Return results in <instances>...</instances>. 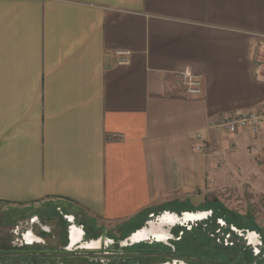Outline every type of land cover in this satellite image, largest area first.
<instances>
[{
  "label": "crops",
  "instance_id": "obj_1",
  "mask_svg": "<svg viewBox=\"0 0 264 264\" xmlns=\"http://www.w3.org/2000/svg\"><path fill=\"white\" fill-rule=\"evenodd\" d=\"M262 41L264 0H0L1 219L136 229L176 214L208 172L255 183L264 127L211 124L264 112ZM184 70L201 96L183 92Z\"/></svg>",
  "mask_w": 264,
  "mask_h": 264
},
{
  "label": "rangeland",
  "instance_id": "obj_2",
  "mask_svg": "<svg viewBox=\"0 0 264 264\" xmlns=\"http://www.w3.org/2000/svg\"><path fill=\"white\" fill-rule=\"evenodd\" d=\"M196 143L194 147L195 151L202 154V151H198L196 149ZM223 164L225 165L226 161H224ZM235 171L236 173L233 174L232 171L221 170L220 175L214 174L212 176L208 172L205 187L197 191H193L187 202L172 203L168 206L171 209H175V213L181 218L186 211L197 213L206 212L205 210H207V215L203 219L179 220L173 227H171L172 225H165L166 229L171 227L170 239L161 241L157 240L153 236H150L148 239L139 242V244L136 242V244L132 246L130 239L133 233L138 232L143 228L150 227V222L158 223L159 218L165 213V208L160 207L153 211L152 214L146 215L136 229L132 227L129 229H125L123 227L106 228L109 236L107 240V245H109L108 248L112 250L125 249L124 252H129L131 250V252H135L133 250L137 248H172L176 251V253H180V251L185 252V256L192 258L189 260L192 261V263L195 262L197 264H264V230L260 225L261 220L264 219V178H262L264 177V173L259 175L256 173L257 176H255V179H257L254 183L251 180H245L247 178L244 176V171ZM256 172L260 173V171ZM249 174L250 172L248 175ZM258 180L260 183L257 182ZM214 199L219 200L226 207L233 210L232 212L234 214L237 213L236 216L233 217L229 215L231 218L229 219L230 221H227V218L225 217L212 220V217L210 216L212 209L208 208L212 205L209 204L210 201ZM13 214L16 215V219L22 218L19 225L23 226V229L28 230L29 228V230H31V228H33V231L37 236H39L38 232L43 229L41 226L45 227V233H50V230L52 231L51 234L55 233L59 230L57 223L60 219H63L64 227L68 226L70 228H72L74 224L78 226L79 222H81L78 221V219L73 221V219L61 218L63 214L56 211L43 216L40 215L39 222L37 220V224L35 223V225H33L34 222H32V220L35 217L28 219L25 212H13L9 215V217H12ZM1 218L2 217L0 215V220H2ZM14 224L16 225V222H6L5 219L0 221V243L6 245L9 242V238L11 237L10 229ZM234 225L238 228V230L233 229ZM102 229L103 228L96 230L92 229V232L99 236ZM253 229L255 230L256 235H254L252 239L249 232L253 231ZM94 234H91L92 238L97 236ZM87 239L89 238L87 237L86 240ZM50 241H52L55 245L60 244V241H62V243L65 242V240L57 241L55 239H51ZM85 242L86 241L80 242L74 246L73 249L77 248V246H84L86 247L84 250H87L88 246H86L87 244ZM99 245L100 242L98 245H95V247ZM32 246L43 247L42 244L37 243ZM158 252L160 253L161 251ZM82 254L87 253L85 251ZM91 254L98 255L97 253ZM163 254L157 257L158 255L154 256L151 253L146 255L145 253V255H142V259L139 258V260H137L138 258H133L132 261L118 260L119 263L116 262L117 260H102L106 263L111 260L110 264H152L161 261L163 258L162 256H170V254L167 255V253ZM101 257L107 256L101 255ZM127 260H129V258ZM170 263L183 264L184 262L174 260L170 261ZM80 264L82 263L80 262Z\"/></svg>",
  "mask_w": 264,
  "mask_h": 264
},
{
  "label": "flooded vegetation",
  "instance_id": "obj_3",
  "mask_svg": "<svg viewBox=\"0 0 264 264\" xmlns=\"http://www.w3.org/2000/svg\"><path fill=\"white\" fill-rule=\"evenodd\" d=\"M205 211L206 212L197 213L187 212L182 216V218L177 214L166 212L159 218L158 223L150 222V227L143 228L138 232L133 233L130 239L131 245L134 246L136 242L139 244V242L148 239L150 236L155 237L157 240L166 241L171 238L170 229L171 227L175 226L176 222L179 220H197L199 218L203 219L206 217L208 212L207 210ZM210 214L212 217L213 211H211ZM36 216L38 217H33L34 219L32 220L34 223H37V220L39 219V215ZM30 218L31 217H28V219ZM61 218L64 217L62 216ZM21 219L22 218H18L11 221L12 223L16 222V225H12V228L10 229L11 237L9 238V242L6 245L0 243V264H80V262L82 264H110L111 260H117V263H119L118 260L132 261L133 258H138L137 260H139V258L142 259L141 257L142 255H145V253L146 255L149 253L154 256L158 255L157 257L161 256L163 253H167V255L170 254V256H172H162L163 258L161 261L152 264H171L170 261L174 260L183 261V264H197L195 262L192 263V261L189 260L192 258L186 257L184 254L185 252L180 251V253H176V251L172 248H137L133 250L135 252H131L132 250L129 252H124L125 249L112 250L108 248L109 245H107L109 236L108 231L105 228L102 229L100 235L98 236L96 233L94 234L90 228L81 229L76 225H74L72 228L68 226L64 227L63 219H60V221L58 220L57 224L59 226V230H57L55 233L51 234V230L50 233H45V229H42V231L38 232L39 236H37L33 231V228H31V230H29V228L28 230H25L23 229V226L19 225ZM165 225L172 226L169 229H166ZM233 229L238 230L235 225ZM91 234L97 236L92 238ZM249 235H251L253 239L254 235H256L255 230L250 231ZM87 237L89 239L86 240ZM51 239H55L57 241L65 240V242L63 241L64 243H62V241H60V244L55 245L52 241H50ZM84 241H86V246H88L87 250H84L86 249L84 246H77V248L73 249L74 246ZM99 242L100 245L95 247V245H98ZM35 243L42 244L43 247L32 246ZM171 246L173 247L172 244ZM85 251L87 254H82ZM158 251L161 252L159 253ZM91 253H97L98 255ZM101 255L107 257H101ZM128 258L129 260H127ZM102 259L111 260L106 263Z\"/></svg>",
  "mask_w": 264,
  "mask_h": 264
},
{
  "label": "built area",
  "instance_id": "obj_4",
  "mask_svg": "<svg viewBox=\"0 0 264 264\" xmlns=\"http://www.w3.org/2000/svg\"><path fill=\"white\" fill-rule=\"evenodd\" d=\"M259 66L264 69V41L261 43ZM174 76L186 95L201 96L203 94L204 81L201 75L195 74L190 70H184L176 73ZM211 126L216 130L229 133H235L240 130H249L253 133H259L264 127V112L247 111L230 115L212 123ZM196 149L202 152L207 149L206 142L201 133L197 135ZM260 225L264 230V219L261 220Z\"/></svg>",
  "mask_w": 264,
  "mask_h": 264
},
{
  "label": "trees",
  "instance_id": "obj_5",
  "mask_svg": "<svg viewBox=\"0 0 264 264\" xmlns=\"http://www.w3.org/2000/svg\"><path fill=\"white\" fill-rule=\"evenodd\" d=\"M209 204H212L208 209H212L213 215H212V220H217L220 217H225L227 218V221H230L229 219L230 216L235 217L236 215L228 210L222 203L219 201H212ZM225 213V214H224ZM230 215V216H229Z\"/></svg>",
  "mask_w": 264,
  "mask_h": 264
}]
</instances>
